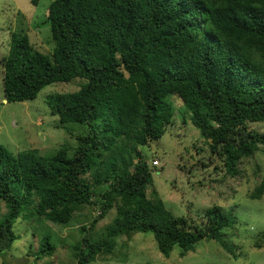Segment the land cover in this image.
Listing matches in <instances>:
<instances>
[{
	"label": "trees",
	"instance_id": "trees-1",
	"mask_svg": "<svg viewBox=\"0 0 264 264\" xmlns=\"http://www.w3.org/2000/svg\"><path fill=\"white\" fill-rule=\"evenodd\" d=\"M46 20L54 42L48 54L26 33L11 32L0 59L3 98L30 100L47 85L80 80L47 102L55 126L86 131L71 133L78 145L70 155L67 144L47 156L36 149L15 155L0 144V254L17 238L14 220L34 203L37 215L60 224L83 205L99 209L91 225L115 208L104 238L85 234L74 245L76 264H89L118 234L147 231L166 256L209 238L236 257L223 239L235 211L213 204L200 223L173 214L151 187L156 165L139 149L166 132L176 99L225 175L236 176L239 162L264 145V132L247 128L264 122V0H53ZM263 193L264 181L250 198ZM54 251L49 236L40 239L38 257Z\"/></svg>",
	"mask_w": 264,
	"mask_h": 264
},
{
	"label": "rangeland",
	"instance_id": "rangeland-1",
	"mask_svg": "<svg viewBox=\"0 0 264 264\" xmlns=\"http://www.w3.org/2000/svg\"><path fill=\"white\" fill-rule=\"evenodd\" d=\"M51 1L0 0V59L8 52L13 31L26 33L30 43L40 52L52 51L54 42L46 20ZM2 76L0 62V99L3 96ZM79 82L47 85L30 100H0V144L15 155L21 150L36 149L44 156L67 144L68 153L72 154L78 144L71 133H84L86 127L76 123L55 126L58 119L51 114L47 101L55 93L76 90ZM174 105L173 122L166 127V132L139 149L142 159L149 165L154 160L159 161L151 166V187L157 190L168 210L175 215H185L195 223L202 221L206 208L213 204L225 210L233 209L237 218L224 230L223 239L233 247L236 257L217 240L209 238L201 239L185 255L174 247L166 256L158 249L153 233L147 231L114 236L112 246L89 264H264V193L259 199L250 198L264 181V145L239 162L236 176L225 175L222 160L217 155L209 156L199 130L187 120L178 99ZM247 128L264 132V122L248 123ZM200 159L209 161L208 167L201 166ZM84 178L91 180L88 173ZM33 209L34 203L29 204L14 220L13 231L17 238L9 250L0 254V264H76L74 245L85 234L93 240L104 238L115 217V208H111L91 225L99 209L83 205L75 210L68 223L60 224L37 215ZM5 212L1 202L0 220ZM82 225L87 227L86 231L80 229ZM45 236L50 237L55 251L51 256L38 257L39 241Z\"/></svg>",
	"mask_w": 264,
	"mask_h": 264
},
{
	"label": "built area",
	"instance_id": "built-area-1",
	"mask_svg": "<svg viewBox=\"0 0 264 264\" xmlns=\"http://www.w3.org/2000/svg\"><path fill=\"white\" fill-rule=\"evenodd\" d=\"M158 163H159L158 160H154V161L152 162L153 165H156V164H158Z\"/></svg>",
	"mask_w": 264,
	"mask_h": 264
},
{
	"label": "crops",
	"instance_id": "crops-1",
	"mask_svg": "<svg viewBox=\"0 0 264 264\" xmlns=\"http://www.w3.org/2000/svg\"><path fill=\"white\" fill-rule=\"evenodd\" d=\"M0 100H4V99H3V96H2V98H1Z\"/></svg>",
	"mask_w": 264,
	"mask_h": 264
},
{
	"label": "water",
	"instance_id": "water-1",
	"mask_svg": "<svg viewBox=\"0 0 264 264\" xmlns=\"http://www.w3.org/2000/svg\"><path fill=\"white\" fill-rule=\"evenodd\" d=\"M4 101L6 102V100L4 99Z\"/></svg>",
	"mask_w": 264,
	"mask_h": 264
}]
</instances>
